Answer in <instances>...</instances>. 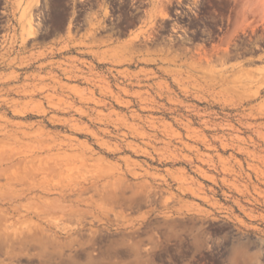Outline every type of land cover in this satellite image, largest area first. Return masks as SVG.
<instances>
[{"label":"rangeland","instance_id":"1","mask_svg":"<svg viewBox=\"0 0 264 264\" xmlns=\"http://www.w3.org/2000/svg\"><path fill=\"white\" fill-rule=\"evenodd\" d=\"M88 1L0 0V264H264V0Z\"/></svg>","mask_w":264,"mask_h":264},{"label":"flooded vegetation","instance_id":"2","mask_svg":"<svg viewBox=\"0 0 264 264\" xmlns=\"http://www.w3.org/2000/svg\"><path fill=\"white\" fill-rule=\"evenodd\" d=\"M79 1H85V0H79ZM97 1L100 0H90L88 2L84 3V9L85 10H89L92 8L93 5H95L97 3ZM132 2L135 3V5L131 6L130 4V8H131V17L135 18L137 22L141 21L144 17H145V9L144 8H140V6H142L143 3H145V1H141V0H133ZM218 259V257H217ZM223 261V259H219L218 262ZM203 264H214L213 260L211 259H207Z\"/></svg>","mask_w":264,"mask_h":264},{"label":"bare ground","instance_id":"3","mask_svg":"<svg viewBox=\"0 0 264 264\" xmlns=\"http://www.w3.org/2000/svg\"><path fill=\"white\" fill-rule=\"evenodd\" d=\"M38 1L39 0H29V5L32 4L31 7H35L38 6ZM30 6L29 8L26 9V12H24L25 14L23 15V21H22V28L23 30H25V33H27L28 35L31 34V28H33V22L32 21V17L30 14ZM27 37V36H26ZM31 37V36H30ZM29 38V37H28ZM42 228V227H41ZM46 230V229H45ZM49 231V230H48ZM3 235H7V234H3ZM49 235V234H48ZM53 235V234H52ZM2 244L0 243V248L2 249Z\"/></svg>","mask_w":264,"mask_h":264},{"label":"crops","instance_id":"4","mask_svg":"<svg viewBox=\"0 0 264 264\" xmlns=\"http://www.w3.org/2000/svg\"><path fill=\"white\" fill-rule=\"evenodd\" d=\"M27 1H29V0H27ZM41 2L43 3L44 0H39V1H38V5H39V3H41ZM35 7H37V6H35ZM35 7H34V8H35ZM88 13L90 14V15H89L90 17H93V16L91 15L92 12L88 11ZM100 16L102 17V14H100ZM75 29H77V27H74V30H75ZM67 31H68V29H67V27H66L64 36L67 35ZM136 31H137V30H135L134 33H136ZM87 33H88V32H86L85 30H84L83 32H80V33L77 35L76 42L79 41V43H81V42L83 41V35H85V34H87ZM109 35H111V34L108 33V34H104V35H101V36H96L93 40L91 39L90 41H91V42L94 41V43H97V44H103V43H105V41H107V40L109 39ZM238 258H240V257H238ZM240 263H241V262H240Z\"/></svg>","mask_w":264,"mask_h":264}]
</instances>
